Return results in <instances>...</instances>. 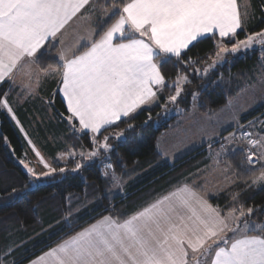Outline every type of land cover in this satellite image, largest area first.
I'll use <instances>...</instances> for the list:
<instances>
[{"label": "snow or ice", "instance_id": "obj_1", "mask_svg": "<svg viewBox=\"0 0 264 264\" xmlns=\"http://www.w3.org/2000/svg\"><path fill=\"white\" fill-rule=\"evenodd\" d=\"M248 7L241 11L238 0H0V85L11 91L22 76L27 98L37 94L43 80H58L70 131L89 141L87 150L83 145L79 152L67 150L71 171L98 167L106 183L120 188L112 136L104 133L118 122L131 129L133 114L159 105L165 91L172 93L166 105L176 104L192 82L190 70L203 78L230 56L264 46V31L237 39L245 32ZM73 21L82 22L81 30L66 43ZM206 39L216 40L207 60L189 57L191 48ZM208 60L207 67H197ZM169 64L176 69L174 78L164 74ZM258 85L264 97V74ZM7 95L0 94V108L12 114ZM192 96L195 101L197 93ZM232 119L242 127L235 115ZM123 136V130L115 133L116 140ZM237 152L242 159L233 167L226 157ZM36 155L43 170L21 161L32 180L27 191L11 190L13 201L27 199L46 178L69 171L56 158L48 162ZM215 157L217 166L224 162L220 170L229 183L243 179L245 190L264 187V121H250L247 130L225 137ZM257 213L264 209L246 207L239 192L222 213L202 195L201 186L184 184L130 218L102 217L31 264H264V221L253 219ZM9 256L6 251L0 264H8Z\"/></svg>", "mask_w": 264, "mask_h": 264}, {"label": "trees", "instance_id": "obj_2", "mask_svg": "<svg viewBox=\"0 0 264 264\" xmlns=\"http://www.w3.org/2000/svg\"><path fill=\"white\" fill-rule=\"evenodd\" d=\"M246 25L247 30L237 39L243 40L247 34L264 31V0H252ZM215 43L216 40L206 39L191 48L188 56L194 60H207ZM260 52L258 48L230 56L227 63L218 65L203 78L192 75L190 70L192 82L185 86L176 104L166 105V97L172 93L165 91L159 105L133 115L131 129L127 123L118 122L119 127L113 126L110 132L104 133L112 136L114 152L111 155L117 173L123 181L135 179L124 194H116L111 184L104 181L98 167L72 172L73 162L69 158L66 163L56 161L57 165L66 164L69 168L64 175L46 178L39 190L27 199L13 201L11 190L27 191L25 185L32 180L21 163H27L31 152L24 135L0 108V259L5 258L6 251H11V256L6 258L8 264L13 260L16 264H26L97 219L107 215L127 219L184 184L201 186L208 200L223 213L232 204V194L237 192L246 207L264 209V187L245 190L246 185L241 179L228 190L213 194L207 188L203 190V182H195L199 171L210 162V151L206 146L203 151L197 150L173 164L164 159L158 148L159 138L176 127L181 115L192 111V93H197V112L212 116L240 94L257 73L264 72V57ZM54 55L52 52L51 57L55 58ZM210 62H202L197 67H207ZM164 74L166 78H174L176 69L169 64ZM56 87L57 82L49 79L42 86L41 95L26 99L18 89L9 91L7 86H0V94H8L7 99L19 123L51 159L58 152L67 153L68 149L79 152L81 145L87 150L89 143L70 131L69 114L59 94L54 93ZM260 115L264 118V106L245 115L242 122ZM121 130L124 136L116 140L115 133ZM220 144L215 142L211 148L219 150ZM226 159L235 167L242 155L229 153ZM253 219L264 221V214L257 213Z\"/></svg>", "mask_w": 264, "mask_h": 264}, {"label": "rangeland", "instance_id": "obj_3", "mask_svg": "<svg viewBox=\"0 0 264 264\" xmlns=\"http://www.w3.org/2000/svg\"><path fill=\"white\" fill-rule=\"evenodd\" d=\"M246 3L249 5L248 12L250 13V9H251L250 0H240L241 11H243L244 5ZM248 18H247V20H248ZM247 20L245 22V30H247V28H248L246 25ZM258 48L261 50V52H260L261 57H264V46L254 45L253 48L250 50H255ZM250 50H248V51H250ZM248 51H246V52H248ZM241 53H245V51H242ZM241 53H238V54H241ZM227 61L228 60H226L225 62L218 64V65H223V64L227 63ZM262 74H264V72L257 73L256 77L254 79H251L249 81V83H247L245 89L240 94H238L235 98H233L230 102H228V104L223 109H221L219 112L215 113L212 116H204V115H201L200 113L197 112L196 107L198 104V97L196 96L195 101L192 99V104H193L192 105V111L189 113H185V114L181 115L180 118H178L176 127L174 129H172L170 132H167L164 134V135H166V134H170V133L175 132L174 136H177V138H176L177 140L175 141V144L177 146L181 143L186 144V147L193 145V143L189 142V141H191L190 138L193 136V133L198 131L200 128L204 129V136L206 138H211V137L217 138L213 141V143H211L205 147L206 149H208V151H210V162H209L207 167L200 170L201 172L199 171V175L195 179L196 183L197 182H203L204 185L206 186L207 190L213 194L222 193V192L228 190L233 185V183H229V180L226 179V174L220 170L224 167V162L222 161L219 166L216 165L215 153L219 150H216L217 148L216 149L211 148V146L215 142L224 141V138L229 136L233 132H235L237 135H239L240 132L247 130L250 121H253V122L264 121V118H262V116L260 115L256 119H252V120L246 121L244 123L242 122L243 117L245 115H247L250 112H253L255 110H258L259 108L264 106V97H262L260 95L259 91L257 90L259 87L258 81H259V78L261 77ZM250 85L252 87H250ZM2 110H4L8 114L10 120L13 123H15V125L19 128V130L24 135L25 139L27 140V142L29 144L28 148H29L31 153L28 156L29 159L26 161L27 164L30 167L34 168L37 172L43 170V165L40 162V157H38L36 155V152L38 151L40 153V155L44 158V160H46L48 162H52L53 159L49 158L46 155V153L42 150L41 146L38 144V142L35 140V138L31 137L30 132H28L19 123L14 111L12 114H9L5 109H2ZM13 114L16 117L15 120H13L11 118ZM233 115L236 116V119L239 121V125L242 127H239V128L237 127L236 120L232 119ZM68 125H69V121H68ZM256 127L259 129L260 125L257 124ZM223 134H225V135L223 136ZM164 135H162L161 138ZM200 137L201 136H197V137H194L193 139L192 138L191 139H192V141L194 140L193 142L195 143V142L200 141V139H201ZM29 141H31V143H29ZM231 146L235 147V145H229V148H231ZM34 149H35V151H34ZM198 150H200V152H201L204 150V148H201ZM178 151H179V149L174 150L172 153L174 154V153H177ZM170 156H172V155H167V153L165 155V157L168 161L169 160L175 161V158H177L176 155L173 157H170ZM55 158H56L57 162H63V163H66L69 159L66 152H58V154L56 155ZM174 161H169V162H171V164H173V163H175ZM26 171H27V169H26ZM134 180L135 179L133 178L131 180L123 181L120 188H114L113 187V190L116 192V194H118V193L124 194L126 187L128 185L134 184V182H133Z\"/></svg>", "mask_w": 264, "mask_h": 264}, {"label": "crops", "instance_id": "obj_4", "mask_svg": "<svg viewBox=\"0 0 264 264\" xmlns=\"http://www.w3.org/2000/svg\"><path fill=\"white\" fill-rule=\"evenodd\" d=\"M250 2H252V0H250ZM238 3H239V5H240V0H238ZM250 5H251V3H250ZM241 8V7H240ZM81 24H82V22H80V23H78V22H76V21H73L69 26H68V29H67V31H66V33H65V35H64V39H65V41H66V43H71L74 39H75V35H76V32L77 31H80L81 30ZM56 55H57V53L55 52V57H56ZM23 80V77L22 76H17V83H16V85L13 87V88H16V89H18L19 91H21V81ZM49 79H46V80H43L42 82H41V86L37 89V94L36 95H34V96H29V97H27L28 99L29 98H37L39 95H41V88H42V86L48 81ZM53 82V81H56L57 82V87L55 88V90H54V93L56 92V93H58L59 94V96H60V98H61V100L63 101V103H64V105H65V107H66V101L64 100V98H63V94L59 91V88L62 86V85H60L59 84V81L58 80H52V79H50V82ZM1 86V85H0ZM26 98V99H27ZM153 106H155V104H153V105H151L150 107L149 106H147V105H145V106H143L141 109H139L138 111H140V110H142V109H145V108H151V107H153ZM137 111V112H138ZM136 112V113H137ZM135 114V113H134ZM133 114V115H134ZM174 134H175V132H173V133H170V134H166V135H164L162 138L160 137L159 138V140H158V148H159V150L162 152V154H163V156H164V159H166V157H165V155H166V153H167V155H172V156H170V157H173V156H177V158H175V161L174 160H169V161H174V162H176V161H179V160H181V159H183L184 157H186V156H188L189 154H191V153H193V152H195L196 150H198V149H201V148H204L205 146H207V145H209V144H211V143H213V141L215 140V139H217L216 137L214 138V137H211V138H206L205 136H204V129L202 128H200L198 131H196L195 133H193V136L191 137L192 139L194 138V137H197V136H201L200 138V141H198V142H193L192 141V139L190 138V140L191 141H189L190 143H193V145L191 146H189V147H186V144H179L178 146L175 144V141L177 140L176 138H177V136H174ZM202 134V135H201ZM175 139V140H174ZM180 142V141H179ZM188 143V142H187ZM177 149H179V151L177 152V153H172L174 150H177ZM167 160V159H166ZM168 161V160H167ZM168 161V162H169ZM171 163V162H170ZM189 185H191V184H189ZM181 186H183V185H181ZM181 186H179V187H181ZM178 188V187H177ZM176 189V188H175ZM175 189H173L172 191H174ZM172 191H170V192H168L167 194H165V195H163L162 197H164V196H166V195H168L169 193H171ZM202 195H204L205 196V198L208 200V198H207V196H206V194L204 193V192H202ZM162 197H160V198H162ZM159 198V199H160ZM155 202V201H154ZM208 202L213 206V207H215L209 200H208ZM217 208V207H216ZM142 211V210H141ZM138 213V212H137ZM223 213V212H222ZM107 216H109V215H107ZM104 217V216H103ZM102 218V217H101ZM101 218H99V219H101ZM130 218V217H129ZM99 219H97V220H99ZM96 220V221H97ZM95 221V222H96ZM95 222H93V223H95ZM92 223V224H93ZM91 225V224H90ZM89 226V225H88ZM88 226H86V227H88ZM83 229V228H82ZM81 229V230H82ZM80 231V230H79ZM75 234V233H74ZM228 235H231V233H228ZM56 246V245H55ZM55 246H53V247H55ZM48 250H50V249H48ZM48 250H46V251H44L43 253H41L40 255H38V256H36L35 258H33L31 261H29V262H27L26 264H31V262L33 261V260H36L38 257H40L41 255H43L45 252H47Z\"/></svg>", "mask_w": 264, "mask_h": 264}, {"label": "bare ground", "instance_id": "obj_5", "mask_svg": "<svg viewBox=\"0 0 264 264\" xmlns=\"http://www.w3.org/2000/svg\"><path fill=\"white\" fill-rule=\"evenodd\" d=\"M229 134V133H228Z\"/></svg>", "mask_w": 264, "mask_h": 264}]
</instances>
